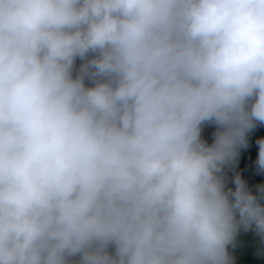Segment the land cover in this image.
<instances>
[{"label": "trees", "instance_id": "trees-1", "mask_svg": "<svg viewBox=\"0 0 264 264\" xmlns=\"http://www.w3.org/2000/svg\"><path fill=\"white\" fill-rule=\"evenodd\" d=\"M0 264H264V0H0Z\"/></svg>", "mask_w": 264, "mask_h": 264}]
</instances>
